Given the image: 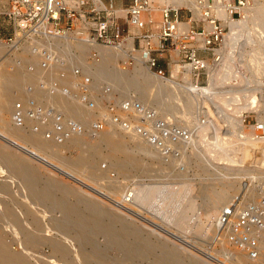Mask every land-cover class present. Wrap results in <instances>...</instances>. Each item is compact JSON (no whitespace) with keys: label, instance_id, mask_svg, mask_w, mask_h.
<instances>
[{"label":"rangeland","instance_id":"1","mask_svg":"<svg viewBox=\"0 0 264 264\" xmlns=\"http://www.w3.org/2000/svg\"><path fill=\"white\" fill-rule=\"evenodd\" d=\"M127 3L128 1L125 0L123 4ZM118 4L119 8L125 7V5H121L122 3ZM253 4L254 0L251 1L248 6H252ZM261 6V10L263 11L264 4ZM179 14L181 15L180 19L182 20H186V18L189 17V13L185 9L180 10ZM242 15H244L242 12L241 15L236 14L234 19L240 21ZM157 18H159L158 15ZM193 18L196 19V16ZM226 18L228 20L224 18L225 20L223 19L221 21L222 26L224 27V34L227 33L228 35L231 33L232 36L229 34V40L227 39L226 42H224L223 37L220 45L217 47L220 48V55L222 58L224 57L226 60L230 54L229 57H233L235 62V64L233 63L232 65V74L230 75V78L233 79H228L226 82H228V85H231L232 88L233 86L241 84L242 86L246 85L248 90L254 91L253 104L251 103L249 108H245L236 113H233V111L230 110L233 107H236L235 103L234 105L232 103V105L228 106L227 110L224 111L221 110L214 101L213 103L207 94L194 93L188 89H183L185 90L183 91L182 86H188L191 82L190 75L186 71H180L179 73H174L173 78L170 77V70L173 65L168 64V51H165L163 54H161L160 51H153V55L159 57V64L164 70V76L171 79L169 82L170 84L168 83L171 91L161 95L160 99L150 100L140 95L139 89L140 87L145 86V80H143L142 76L137 73L136 69H134L138 67L135 58H130L126 55L127 53L125 51L102 45L99 48L95 46H87L82 49L74 45V48L78 52L72 54L73 57L71 58V61L72 63H83L85 66L84 70L91 76L90 89L99 92L104 87L108 86L117 99L133 96V98L138 99L142 104L152 108L159 116L173 121L187 131L188 137L183 141L179 140L178 144H175L176 147L182 148L181 158H173L172 156H169V161L161 158L158 151L159 149L155 148L153 145L151 146L144 137L134 132L132 127L124 129L122 126L107 120L102 130L95 131L94 134H92L90 124L96 114L107 117L106 107L103 106L97 98L94 99L95 109L91 110L76 97L67 96L64 98L60 95L52 97L54 101H57L62 105L67 113L73 114L84 124L86 131L82 134L75 135L77 138L75 141L69 139L74 138L72 135L64 142L56 143L45 139L39 133L32 132L26 126L15 125L12 119L14 102L19 98L25 99L26 94L24 92V85L30 81H36V77L31 74L25 81L19 82L15 78V72L12 71V68L17 66L19 69L27 70L26 64L29 61H38V59L34 55L30 56L27 54L30 51V49H28L29 46L27 45L22 47L21 50L15 51L18 55L25 56L21 65H16V55L14 53L8 57L0 58V103L3 105L1 110L3 112L7 109L10 111L9 113L7 112L6 115H9L14 127L19 128V133H12L11 128L8 131L7 129L0 127V131L2 133L6 131L10 136H13L9 138L24 146L25 152L29 151V153H31V156H29V154L23 153L24 151H19L17 148V150L9 148L10 145L5 141V138L4 140L1 139L2 141L0 140V184L5 185L9 190V193L0 192V221H2L0 222V237L4 244L17 248L16 251L21 254L25 264H69L70 262L71 264H81L83 262V257H87L91 264L96 262L98 264H155V261L166 255L170 248H172L173 251H176L179 254L178 256L185 262L190 259H197L199 264H264V233L258 234L259 247L257 258H251L248 252L244 251L245 260L237 262L235 259V257H237V250L229 248L223 250L221 246H216L217 244L215 243L214 238L218 235V230H216L214 226L210 227L206 233L202 234L193 232L190 227V229L187 228V230L186 228L183 229L179 227L176 217H174V220H171V222H168L167 213L162 212V208L160 207L162 205V203H160L162 195L155 197L163 187L171 189L172 191L174 190L175 192L171 191V195H174L176 192H185L189 189L190 199L194 201L198 215H203L206 206L213 198L212 189L221 188L227 180H233L234 177H237L235 179L236 184L230 191L229 199H227L228 202L240 191L244 180L252 185L248 189V191L250 190L249 198L257 199L264 194V160H261L259 163H257V161L250 162L245 165L246 168L244 165L240 167L241 165L239 164V161H234L233 165V162L230 164L225 160L226 162H216L215 165L213 163L214 161L211 162L209 159H206L207 157L204 155L205 152L202 153L204 151V149H202L203 143L197 142L199 139L197 140L195 134L197 130L196 128H198L197 126H200L202 122L207 120L205 123H208L213 120L212 125L214 124L213 126H215L214 129L212 128L213 126L211 127L213 131L219 129L218 131H220V133L224 132L226 136L227 134L237 131L239 132V136L255 138L260 135H258L257 130H254V123L256 121L264 122V42H262L263 40L261 41V39L264 38V31H262L264 30V24H262L264 21L261 23L259 20L249 19L246 21L245 25L238 23L235 30L232 31L234 32L233 34L229 26V20L231 18H229L228 15ZM196 25L201 26L202 22H192L193 27H196ZM239 25L241 27H239ZM11 27L12 26L8 20L3 15L0 16V36L6 37L10 35L12 31ZM121 27L124 28L125 25H122ZM239 28L242 29L241 34L239 31L238 35ZM235 31L237 33H235ZM2 44L3 43H0V47H2ZM61 44L64 43L61 42ZM65 50L66 52H69V46H65ZM90 50H95L96 53H98L99 60L85 64L84 60L88 54H90ZM105 50L112 52V56H107ZM133 54V57L139 56L143 58L139 51L133 52ZM139 65L145 71H155V69H150L148 67V64L144 62V59H142ZM183 73L186 74L187 80L177 76L182 75ZM208 74L207 76L204 74L200 77L199 87L202 86L205 88L210 84V77L212 78L213 76L211 71H209ZM118 78L128 80L133 79L136 84H134L135 86L128 85L126 88H121L118 84ZM192 81L194 82L193 78ZM244 81H247V83ZM67 84L72 87L74 86V79L70 74L67 78ZM168 86L165 85L162 89H166ZM227 86L225 88H227ZM148 91L150 93H155L157 88L151 86ZM162 101L169 105L170 108L164 109L161 107ZM64 103L69 105L73 104L76 108L70 109V107L68 108L64 106ZM82 107L83 109L80 110ZM84 110H86V117L89 115V117L86 118L84 114L85 119H87L86 121H82L84 118L81 119V111ZM227 114H231L230 116L236 114L235 116H237L238 120L236 121V124L234 122V126L229 125L228 121L230 120V117L227 116ZM137 118L138 117L135 115L134 119L137 120ZM210 132H212V130ZM110 133L117 134L119 138L124 140V152L116 151V149L110 147L106 140L108 136L103 138L104 135H113ZM130 134L139 138L141 145L143 144L142 151L135 150V144L128 139L130 138ZM35 137L51 142V147L48 149H45L44 146L38 147L40 144L36 142V139L34 140ZM95 146L98 147L99 153L96 156H89L87 160L97 164L99 174L95 178H91L78 172L69 164L77 159L82 148L89 151ZM170 146L172 145L170 144ZM197 150L199 152H197ZM194 153H197V157ZM39 157H41L42 162L44 161L43 163L39 160ZM233 157L236 159L239 156ZM135 160L140 161L141 165H137ZM18 161L21 165L28 168L32 178H37L38 184L36 185H38V187H41V185L50 187L56 196L61 197L65 203L72 206L77 204L78 206H83L84 202L82 198H84L85 201H89L88 203H91L94 207H100L106 210L109 214V218H106L107 224L110 226L111 231L118 234V240L110 241L107 233L101 231H93L84 234L80 231L78 226L72 223V221L65 219L60 208L40 206L34 201V199L29 198V193L26 190L24 182L16 171L13 169L11 170L13 162L16 163ZM116 162H121L123 167L119 168ZM237 163L238 166L235 165ZM150 165H154L155 167L152 169ZM146 168H151V170H147ZM235 170H238V172ZM63 173L66 174L64 175ZM5 180H7L8 183H6ZM9 181H11L12 184ZM61 185L68 187L71 192L68 195H63L64 193H62L59 188L62 187ZM131 191L135 192L134 196L136 197L129 196ZM11 196L20 201V204L18 205L19 208L16 207L15 211L20 213L22 216L21 218L25 221L26 225H28L34 240H25L23 237L24 234L19 233L17 228L13 229L10 227L13 225V217L9 213V210L12 209L9 201ZM143 197H145V199ZM78 199H80V201ZM122 199L124 201L123 206L118 207L117 201ZM155 200H158V202ZM224 206L225 205L220 208L219 212ZM33 213H39L40 222L35 223L33 221ZM164 215H166V218H163ZM189 215L190 217L192 216V219H190L193 221V212H190ZM61 218L63 219L62 222H64V224L60 222L62 220ZM145 218L153 221L154 224L147 225L142 222L141 219ZM55 221H59L62 230L54 226ZM65 221L67 222L66 224ZM4 222L9 225H6ZM3 223L8 226V228L5 227ZM129 226L137 228L139 232H142V235L138 238L139 245L145 242L144 238L146 239L145 243L148 245V250H146L147 253L145 256L143 255V257L129 259L124 254V242L132 239L124 233V229L129 228ZM11 229L16 233V235L14 233L15 237L12 235L13 231ZM163 230H168L169 232L174 233L175 236L170 237L168 233ZM184 239L189 242H185ZM220 239H225L223 233L220 235ZM53 242H62L64 246H67L68 248L70 247V252L66 256L69 261H67L68 259L62 258L59 252L53 248ZM93 254L95 256H93ZM48 255L50 256L48 257ZM29 257H31V259Z\"/></svg>","mask_w":264,"mask_h":264},{"label":"built area","instance_id":"2","mask_svg":"<svg viewBox=\"0 0 264 264\" xmlns=\"http://www.w3.org/2000/svg\"><path fill=\"white\" fill-rule=\"evenodd\" d=\"M127 1L122 4L125 7L119 8L116 0H8V4L0 8V16L3 15L12 26L11 34L0 36V42L10 51L21 50L27 45L30 47L27 54L38 59L36 63L29 61L26 64L27 71L35 75L36 81L26 83L25 99L14 102L12 119L15 125L26 126L45 139L62 143L86 129L52 97L73 96L91 110L95 109L94 99L97 98L106 107L107 117L96 114L90 124L92 134L102 130L110 120L124 128L132 127L164 154L174 153L173 144L185 140L187 131L133 96L117 99L108 86L99 92L90 89L91 76L84 70L83 63L71 61L72 54L78 52L74 45L111 47L125 51L133 59V52L139 51L148 67L163 76L159 57L153 55V51L161 54L168 51V64L186 65L195 84H200V77L208 74V64L217 62L220 56L217 47L224 37L221 23L224 18L218 15V7L234 19L253 0H193L192 7L174 6L164 0ZM259 1L264 4V0ZM182 9L189 13L186 20L180 19ZM194 11L199 12L196 19L193 18ZM181 21H188L190 25L185 28L180 25ZM194 21L202 22V25L193 27ZM205 23L210 27L207 28ZM56 41L68 45L69 52L63 54L53 50ZM89 52L85 64L99 60L95 50ZM69 74L74 79L73 87L67 84ZM121 113L126 116L123 118ZM254 130L264 136V122L256 121ZM251 186L244 180L240 191L221 209L218 235L214 239L216 246L223 250L246 251L254 259L258 256V233L264 230V194L257 199L249 198ZM222 233L225 239H220Z\"/></svg>","mask_w":264,"mask_h":264},{"label":"bare ground","instance_id":"3","mask_svg":"<svg viewBox=\"0 0 264 264\" xmlns=\"http://www.w3.org/2000/svg\"><path fill=\"white\" fill-rule=\"evenodd\" d=\"M160 1L162 2L163 0H160ZM164 1L166 3L167 2H171L174 6H181V5H186V6H190V7L194 6V1L193 0H164ZM261 5H263V3L261 1L254 0V4L252 6H248L247 5L243 9L242 13L244 15H242L240 21L235 20V19H230L229 20V26H230L231 32L233 30H235V28L238 25V23H241L242 25L243 24L245 25L246 21L249 20V19H256V20L261 21V23H262L264 21V10L263 11L261 10V8H262ZM218 10H219L218 11V15L221 16V17H224L225 19H227L226 18L227 17V13L223 10V8L218 7ZM157 15L158 14L155 15L156 18H157ZM193 16L194 17L195 16L198 17L199 16V12L194 11V15ZM262 24H264V22ZM180 25H182L183 27L187 28L189 26V22L188 21H181ZM206 27L207 28L210 27L209 24L206 25ZM239 27H241V26L239 25ZM239 29H238V33L235 31V33H237L238 35H239V31H240V34H241V29L242 28L240 30ZM262 31H264V30H262ZM15 32H16V35H18V30L17 29L15 30ZM232 33L234 34V32H232ZM229 34L232 36L231 33H229ZM229 34L228 35H227V33L224 34V42H226V40L228 39ZM263 34H264V32H263ZM233 37H234V35H233ZM234 38L236 39V37H234ZM230 39L232 40L231 37H230ZM261 41L264 42V38L261 39ZM224 42H223V44H224ZM0 43H2V42H0ZM232 43H234V42H232ZM75 45L78 48H80V49H82L84 47H87V46H95V47H98V48L101 46V45H98V44L87 45L85 43H76ZM1 46L2 47H0V58L8 57V56H10V55H12L14 53L16 55L15 56L16 65H21V62H23V60L25 59L24 55H18L17 53H15L16 50H13V51L8 50L7 46L4 43ZM65 46H68V45L61 44L60 41H56L54 43L53 50L60 51V52H63V54H66ZM60 47H62V48H60ZM28 49H30V47ZM229 50H230V48H229ZM218 52H219V54H221L220 49H218ZM105 53H106L107 56H110V57L112 56V52H110L109 50H105ZM229 55L227 57L228 59L226 58V60L224 59V57L222 58L221 55H220L219 59L217 60V62H215L213 64H208L207 73L209 71H211L213 77L212 78L210 77L211 81L210 82L208 81L210 84L207 87H205V88L202 87V86L199 87L200 84H195V82L192 81L191 72L189 71V69H188V67L186 65H182V64H178V63L172 64L173 67H172V69L170 68L172 70V71L170 70V72H171L170 73V77L173 78L174 73H179L180 71L181 72L186 71L190 75L191 82L188 84V86L183 85L182 86V90L183 89H188V90H190V91H192L194 93H203L204 95L207 94L210 97L211 101L212 102L214 101L215 104H217V106H219L220 109L224 110V111L227 110V107L232 105V103H233V105L235 103L236 107H233L230 110L233 111V113L239 112V111H241V110H243L245 108H249L251 106V103L253 104V102H254V96H253L254 91L248 90L246 85L242 86L240 84V85L233 86V88H232L231 85L230 86L228 85V82H226V81L228 79H231L230 75L232 74V71H231L232 70V65H233V63L235 64V62L233 60V57L231 58V57H229ZM134 58H135L136 62L138 63L137 64L138 67L134 68V69H136L137 73L142 76L143 80H145V86L140 87V89H139L140 95H142L146 99L156 100L158 98L160 99L161 95H164L165 93H169V91H171V89L168 86V83L171 81V79L169 77H165L163 75H159L157 73H154L151 70H150L151 72L143 70L142 67L139 65V63L142 61L143 58L139 57V56H135ZM34 62L36 63L37 61L34 60ZM7 69H9V68H7ZM12 69H13L12 71L15 72V74H14L15 78L19 82L25 81L27 79V77L31 75L27 70L19 69L17 66L12 68ZM39 70L43 71L41 69H39ZM233 75H235V74H233ZM177 76L181 77L184 80H187L185 73H183L182 75H177ZM118 80H119L118 84L121 86V88H126V86H128V85L135 86L134 84H136V82L133 79L128 80V79H124V78H118ZM164 82H166V83H164ZM244 82L247 83V81H244ZM173 83H175V82H173ZM165 85H167L168 87L166 89L165 88L162 89L163 86H165ZM151 86H155L157 88V91L155 93H150L148 91L149 88H151ZM226 86H227V88H225ZM134 88H138V87H134ZM183 91H185V90H183ZM199 95H202V94H199ZM163 102L164 101H162L161 107H163L164 109H169L170 108L169 105H167V104H165ZM188 103H190V102H188ZM192 104H193V102H192ZM188 105H190V104H188ZM2 106L3 105L0 103V127L4 128V129H7L8 131L11 128V132L12 133L13 132L14 133L15 132L19 133V128L14 127L11 118H9V115H6V113L7 112L9 113L10 111L8 109L7 110L4 109L5 112H3L1 110V108H3ZM64 106H66L68 108L70 107V109H75L76 108L75 105H73V104L69 105V104L64 103ZM190 108H191V106H190ZM82 109H83V107L80 108V110H82ZM81 113H80L81 114V119L82 118L85 119L86 110L81 111ZM84 114H85V117H84ZM230 115L227 114V116L230 117V120L228 121L229 125L230 126H234V122L236 124V121L238 120V118H237V116H235L236 114L235 115L232 114V116H230ZM121 116L124 118L126 115H125V113H121ZM88 117H89V115H88ZM88 117H86V118H88ZM84 119H82V121H86L87 120V119H85V120ZM135 119H136V117H135ZM212 121H209L208 123H205V122H207V120L202 122V124L200 126H197L198 128H196L197 130L195 132V134L197 136V140L199 139L197 142L203 143L202 149H204V151L202 153L205 152L204 155L207 157L206 159H209L211 162L214 161L213 162L214 164L216 162H221L222 163V161L226 160L230 164L233 162V165H234V161H239V164L241 165V166L239 165L240 167H242V165H244V167H245V165H247L248 163L253 162V161H257V163H259L261 160H264V136H256L255 138H251V137H247V136H239L238 135L239 132H237V131H234V132H232L230 134H227V136H226L224 134V132L220 133V131H218L219 129H216L217 131L214 130L215 132L213 131L215 126H213L214 124L212 125ZM116 124H118V123H116ZM118 125H120V124H118ZM211 127L213 129H211ZM210 129L212 130L213 133L210 132L211 131ZM4 132H6V131H4ZM4 132L2 133L0 131V140L1 139L4 140V138H5L6 139L5 141H7L9 143V145H10L9 148H13V149L17 148V149H19V151L20 150L22 152L24 151L23 153L29 154V156H31V153H29V151H27L28 153L25 152L24 146H22L19 143H17V141L15 142V141H13V139L9 138V137H13V136H10L7 132L6 133H4ZM110 134H113V133H110ZM6 135L7 136L9 135V136L7 137ZM13 135H15V134H13ZM73 136H74V138H69V139L75 141L77 138H76L75 135H73ZM105 136L106 137L108 136L106 138V140L108 141L110 147H112L113 149H116V151H121V152L125 151L124 140L119 138V136L117 134H113L111 136L104 135L103 138H105ZM187 137H188V134H187ZM130 138H128V139L131 140L135 144V150L142 151L143 150V144L141 145V142H140L139 138L137 136L131 135V134H130ZM35 139H36V142H38L40 144V146H38V147H43L44 146L45 149H48V148L51 147V142H48V141L43 140L41 138L39 139L37 137H35L34 140ZM175 144H178V143H175ZM175 144H173V147H174V153L173 154H164L159 147L154 146V145L153 146L155 148L159 149L158 151H159V153L161 155V158L165 159L166 161H169V158H170L169 156H172L173 158H181V156H182V152H181L182 148L176 147ZM150 145L152 146V144H150ZM197 152H199V151L197 150ZM98 153H99V151H98V147L97 146L92 147V149H90L89 151L86 150L85 148L84 149L82 148V150L80 151V154L77 157V159L72 161L70 164L69 163L68 164L72 165V167H74L78 172L86 175L87 177L95 178L99 174V170H98L97 164L95 162L88 161L87 159L89 158V156H91V155L92 156L93 155L96 156ZM194 154L197 157V153H194ZM198 154H200V153H198ZM200 155H202V154H200ZM233 156H235V157L239 156V157L234 159ZM39 158H40L39 160L42 162L41 157H39ZM48 162H47V164H48ZM64 163H66V162H64ZM135 163L137 165H139V166L141 165V162L138 161V160H135ZM116 164H117V166L119 168L123 167L121 162H116ZM235 165L238 166V163L235 164ZM150 166L152 167V169L155 167L154 165H150ZM12 169L17 172V174L20 176V178L24 182V184L26 186V190L29 193V198L34 199V201L37 202L38 205L45 206V207L51 206V207L60 208V210L62 212V215L65 217V219L72 221V223L75 224L76 226H78L80 228V231L82 233H84V234L91 233L93 231H101V232L107 233V236L109 237L110 241H112V240L113 241H115V240L117 241L118 240V236H117L118 234L115 233L114 231H111L110 226H108V224H107L106 218H109V214L107 213L106 210H104L103 208H100V207H94V205H91V203H88L89 201H85L84 198H82L83 202H84L83 206H78V204L74 205V206L69 205V204L65 203L62 200L61 197L56 196V194L51 190L50 187H48V186L46 187L45 185H41V187H38V185H36V184H38L37 183L38 182L37 178H32L30 176V172H29L28 168L26 166H24V165H21L19 161L16 162V163L13 162L11 170ZM146 169L147 170H149V169L151 170V168H146ZM232 169H234V168H232ZM59 170H61V169H59ZM235 171L238 172V170H235ZM59 172H61V171H59ZM63 172H65V171H63ZM68 177H69V175H68ZM236 178L234 177L233 180H227L221 188H215L214 189L212 187L213 188L212 189L213 190L212 191L213 198H212L211 202L206 206L205 212H204L203 215H198V213L196 211V208H195L196 207L195 203H194V201L192 199H190V191H189V189L186 190L185 192L184 191L176 192V193H174V195H171V191L172 190L168 189L166 187H163V188H161L159 190V192H158L159 194H156L157 196H155V197H158L159 195L160 196L162 195V197H161L162 200L160 198L161 202L160 201L159 202L162 203V205L160 206L162 208V212H164V213L166 212L167 213L166 215H167V219L169 221L168 220H166V221L171 222V220H174V217H176V221L178 222L177 224H178L179 227H181L183 229L186 228V230H187V228L188 229L191 228V230L193 232H195V233L204 234V233H206V231L209 230L210 227H213V226H214V228L216 230H218V216H219V213H220L219 210H220V208L223 205L227 204V202H228L227 199H229L230 191H231V189H233L235 187V184H236L235 183V179ZM9 179H11V178H9ZM5 181H6V183H8L7 180H5ZM9 182H11V181H9ZM11 184H12V182H11ZM61 186L62 187H59V188H60V191H62V193H64L63 195H68L71 192L70 189L68 187H66L65 185H61ZM1 191L9 193V190L3 184H0V192ZM133 191H131V193L129 194L130 197H136V196H134L135 192H133ZM145 194H142V195H145ZM1 196H3V195H1ZM79 198L81 199L80 196H79ZM143 198L145 199V197H143ZM153 198H154V196H153ZM16 199L17 198L11 196V198L9 200L10 203H11V207H12V209L9 210V213L13 217V221H12L13 225L10 226V227H12L13 229L17 228L19 233L24 234L23 237H24L25 240H30V239L34 240V237L32 236V232L29 230L28 225H26L25 221L21 218L22 216L20 215V213H17L15 211L16 207H18V205L20 204V201H18ZM80 199H78V200L80 201ZM158 200H155V201L158 202ZM153 201H154V199H153ZM146 202H147V200H146ZM123 203H124L123 199L117 201L118 207L123 206ZM160 203H159V205H160ZM32 208H34V207H32ZM190 212H193V215H194L193 221H191L192 216L190 217V215H189ZM36 214H38V215H36ZM36 214L33 213L32 218H33V221L35 223H38V222H40V217H39V213H36ZM166 215H164L163 218ZM141 220H142V222L146 223L147 225L154 224L153 221H151V220H149L147 218L141 219ZM59 221L58 222L55 221L54 222V226L56 228L62 230V226L59 223ZM62 221H63V219L60 222H62ZM132 221H134V220H132ZM0 222H2V221H0ZM66 223L67 222L65 221V224ZM5 224L9 225L8 223H5ZM5 224H4V226L8 228V226H6ZM39 224H41V223H39ZM62 224H64V222H62ZM124 230H125L124 233L129 238L130 237L132 238V239L126 240L124 242V249L123 250H124L125 256L127 258H129V259L143 257V255L145 256L146 253H147L146 250H148V245H147V243H145L146 239L144 238L145 242L142 243L141 245H139V241H138V238L142 235V232H139L137 228H134L132 226H129V228H125ZM163 231L168 233V235L170 237L175 236L174 233L169 232L168 230H163ZM40 232L42 233V231H40ZM14 233L15 232L13 231V234L12 233L11 234L14 236ZM259 233H264V230H262ZM42 234H44V233H42ZM15 235H16V233H15ZM223 235H225V234L223 233ZM51 237H52V235H51ZM61 237H63V236H61ZM65 240H66V238H65ZM19 241H20V239H19ZM184 241L185 242H189L188 240H185V239H184ZM53 244H54L53 248H55V250L57 252H59V254L62 256V258L68 259L66 256L70 252V249H69L70 247L68 248L67 246H64V244H62V242H53ZM66 244H69V243H66ZM19 245H20V242H19ZM16 250H17V248H15L14 246H10V245L4 244L1 241V237H0V264H25L23 262L21 254L18 253V251H16ZM26 251H28V250H26ZM30 255H27V256H30ZM178 255L179 254L176 251H173L172 248H170L167 251L166 255L162 256L161 258H159L158 260L155 261V264H199L197 259H190L187 262H185ZM49 256L50 255H48V257ZM69 256H71V255H69ZM93 256H95V255L93 254ZM31 257H29V258L31 259ZM230 257H231V255H230ZM231 259H232V257H231ZM235 259H236L237 262L245 260V252L244 251H238L237 252V257H235ZM82 260H83V262L81 264H91L87 257H83ZM67 261H69V259ZM69 264H71V262ZM93 264H98V263L96 262V263H93Z\"/></svg>","mask_w":264,"mask_h":264},{"label":"crops","instance_id":"4","mask_svg":"<svg viewBox=\"0 0 264 264\" xmlns=\"http://www.w3.org/2000/svg\"><path fill=\"white\" fill-rule=\"evenodd\" d=\"M124 1L125 0H116V3H117V5H119L118 3H124ZM8 4V0H0V8H3V7H5L6 5ZM121 4V5H122ZM11 29H12V27H11ZM12 32V31H11Z\"/></svg>","mask_w":264,"mask_h":264}]
</instances>
